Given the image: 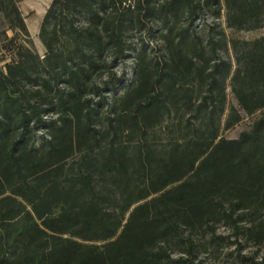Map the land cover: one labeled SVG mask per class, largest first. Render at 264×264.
<instances>
[{"label": "trees", "instance_id": "trees-1", "mask_svg": "<svg viewBox=\"0 0 264 264\" xmlns=\"http://www.w3.org/2000/svg\"><path fill=\"white\" fill-rule=\"evenodd\" d=\"M21 1L0 0V264H202L231 245L228 264H264V35L229 40L231 62L223 31L195 28L222 9L264 27V0H51L42 55Z\"/></svg>", "mask_w": 264, "mask_h": 264}, {"label": "rangeland", "instance_id": "rangeland-1", "mask_svg": "<svg viewBox=\"0 0 264 264\" xmlns=\"http://www.w3.org/2000/svg\"><path fill=\"white\" fill-rule=\"evenodd\" d=\"M51 0H24L21 1L19 4V7L21 9V12L23 16H25V22L30 34V40L28 42V45L32 48L33 51L37 52L38 54L42 55L44 53V47L42 46L40 39L38 37V31L39 26L41 23V19L43 17V9L49 5ZM224 10H221V14L218 18H215L214 15L210 10H207L205 15L200 16L195 21V28L197 31H199L202 34V37L205 39L207 35L210 33V27H213L215 30L223 31L225 35V40L227 42V48L228 49H221L220 53L221 55L226 58L230 59L231 62L234 61V50L230 46L229 40L231 39H239V40H250L257 37H260L264 35V27H261L256 30H233L226 26L225 23V14ZM1 22V17H0ZM1 28V26H0ZM8 34L11 35V32L8 31ZM131 53V52H130ZM132 54L130 56H127L124 58L117 66L113 68L114 71L118 75L125 74V76L131 78L132 76V66H133V59ZM102 80L99 81H103ZM227 103L228 105H236L235 99L233 98V95L231 94L230 87L227 88ZM123 92V88L119 87L117 91V95L121 94ZM111 89L104 90V94L110 96L112 94ZM108 108V105H104L102 110L105 111ZM257 112L254 115L251 116H244L243 119L234 125L232 128L228 130L221 131V135H223L226 138H235L239 135V133L245 129H248L249 124L251 121L258 115ZM181 116H188L187 111H180ZM184 117V118H185ZM176 117H167L163 121H161L156 127H155V135L156 140L161 141V143H164L166 140L170 139L174 135L175 128L173 126V122H175ZM219 232L227 233V230L224 226H220L218 228ZM235 246L231 245L229 247H220L219 253L215 254V252L212 251V248H207L206 251H200L198 257L202 261V264H228L232 263L235 260ZM254 248L247 247L245 252H250ZM233 252L232 254H230ZM259 255H264L261 252Z\"/></svg>", "mask_w": 264, "mask_h": 264}, {"label": "crops", "instance_id": "crops-1", "mask_svg": "<svg viewBox=\"0 0 264 264\" xmlns=\"http://www.w3.org/2000/svg\"><path fill=\"white\" fill-rule=\"evenodd\" d=\"M24 1V0H23ZM21 3V2H20ZM46 8H47V6L42 10L43 11V14H44V12H45V10H46Z\"/></svg>", "mask_w": 264, "mask_h": 264}]
</instances>
